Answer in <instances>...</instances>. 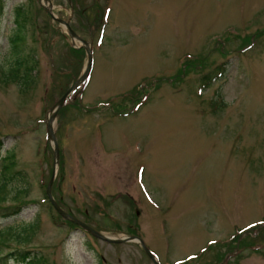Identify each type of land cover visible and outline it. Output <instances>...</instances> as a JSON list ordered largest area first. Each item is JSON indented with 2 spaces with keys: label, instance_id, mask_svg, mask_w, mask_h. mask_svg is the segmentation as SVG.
<instances>
[{
  "label": "rangeland",
  "instance_id": "rangeland-1",
  "mask_svg": "<svg viewBox=\"0 0 264 264\" xmlns=\"http://www.w3.org/2000/svg\"><path fill=\"white\" fill-rule=\"evenodd\" d=\"M51 2L93 55L54 119L57 203L108 236L141 237L160 264H264V238L247 237L264 227V0ZM19 6L36 63L25 88L0 77V157L19 171L0 204L19 213L1 214L0 230L34 228L2 254L38 256L8 264H154L137 242H104L68 222L46 196V117L87 57L42 0H0L1 65ZM222 62L225 76L200 90ZM211 99L224 106L212 112Z\"/></svg>",
  "mask_w": 264,
  "mask_h": 264
},
{
  "label": "trees",
  "instance_id": "trees-1",
  "mask_svg": "<svg viewBox=\"0 0 264 264\" xmlns=\"http://www.w3.org/2000/svg\"><path fill=\"white\" fill-rule=\"evenodd\" d=\"M23 12L25 13L24 8L21 6L16 7V9L14 10L15 24L8 38L10 61L7 67H4L0 64V77H3L5 81L16 84L17 86H19L20 89L25 88L27 84L32 80L36 63V60L32 55L33 53L30 52V50H26L25 48V37L28 23L26 22L25 17H23ZM19 17L22 18H20L19 20ZM226 70V62H222L221 64L216 65L214 69H211L207 73L203 74L200 77V90L203 91L207 89L214 81L222 79L225 76ZM209 103L210 108H212V112H215L224 106V103L217 101V99H211ZM9 157V154L0 157V204L5 200L4 191L6 188V184L13 181L16 178V174H19V171H15L13 169L14 161ZM18 213L19 206L6 207L0 205V215L2 214L4 217L11 216L14 214L16 215ZM259 226L261 225L259 224L257 225V227L253 228V235L248 234V243L252 244L254 240L258 239V237L261 238V240L262 238H264V234H260V231H264V227L258 229ZM33 228V223H29L23 225L20 231L11 228L4 231L0 230V248L2 245L6 244L10 236H12L14 240L18 243L28 241L30 236L32 235ZM249 229H251V227ZM256 230L259 233L255 234ZM242 237L243 236L241 233L235 235L234 241H236V243L233 244L231 248L240 249L239 247L241 246L237 243H239V239ZM244 243L245 244H243V246H246L247 242L245 241ZM36 257L38 258V256L34 255L30 257L29 252L23 249L16 248L6 252L5 254H2L0 249V264H8L11 261H13L14 263H28L31 259ZM94 264H102V262L101 260L96 259V262Z\"/></svg>",
  "mask_w": 264,
  "mask_h": 264
},
{
  "label": "water",
  "instance_id": "water-1",
  "mask_svg": "<svg viewBox=\"0 0 264 264\" xmlns=\"http://www.w3.org/2000/svg\"><path fill=\"white\" fill-rule=\"evenodd\" d=\"M42 5H43L44 10L46 11V13L50 16V18L52 20H55L59 24L64 25L68 35L70 36L71 40H73V42L75 40L80 42V44H81L80 47H82L85 50L86 57H87L86 58V64H85L83 70L81 71V73L73 81V83L69 86V88L50 107L49 113L46 117V123L45 124H46L48 139L53 143V146H54L53 147L54 167L52 170L51 178L49 179V182L47 184L46 195H47L52 207L54 208V210L61 217H63L65 220L75 224L76 226H78L82 230L86 231L88 234L92 235L93 237H95L99 240H102V241L108 242V243L119 244V243H124V242H137L142 247V249L144 250L146 255L153 261L154 264H160L158 262V260L156 259V257L146 247V245H145V243L141 237H139L137 235H125L123 237L108 236V235L102 233L101 231H98L97 229L93 228L92 226L88 225L87 223H85L81 219L75 217L74 215H72L71 213L66 211L64 208H62L57 203V201L54 199V197L51 193L50 187H51L53 177L55 174V166H56L57 161H58V145H57L56 137L54 134V126H53L54 119L57 115L58 110L64 105V103L70 98L72 93L83 83V81L90 74V71L92 69V63H93V55H92V48H91L90 43L87 40L80 37L74 31V29L70 26L69 19L64 20V19L59 18L58 16L55 15V13L53 12V4H52L51 0H42Z\"/></svg>",
  "mask_w": 264,
  "mask_h": 264
}]
</instances>
